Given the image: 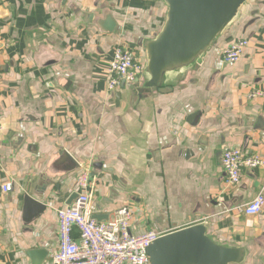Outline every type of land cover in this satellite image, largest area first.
<instances>
[{
	"label": "crops",
	"instance_id": "0c3cea01",
	"mask_svg": "<svg viewBox=\"0 0 264 264\" xmlns=\"http://www.w3.org/2000/svg\"><path fill=\"white\" fill-rule=\"evenodd\" d=\"M0 9V264H32L36 248L54 264L58 210L80 191L84 169L94 215L111 219L127 206L133 234L207 222L217 241L249 249L242 264H264V208L235 209L264 189V166L226 187L222 164L227 147L264 158V98L247 96L264 89V0H247L199 67L165 93L133 90L141 79L108 89L119 44L145 63L141 43L162 28L164 0H0ZM106 13L114 32L97 24ZM237 38L249 45L230 64L223 52ZM26 194L47 205L29 221Z\"/></svg>",
	"mask_w": 264,
	"mask_h": 264
},
{
	"label": "water",
	"instance_id": "95a60500",
	"mask_svg": "<svg viewBox=\"0 0 264 264\" xmlns=\"http://www.w3.org/2000/svg\"><path fill=\"white\" fill-rule=\"evenodd\" d=\"M168 10L160 31L143 40L145 66L141 80L132 89L141 92H171L174 84L187 73L198 68L200 61L221 36L231 30L239 19L247 0H164ZM65 0H61V6ZM3 14L0 9V16ZM105 32H114L117 22L111 13L97 21ZM0 45L2 43L0 42ZM126 85L122 81V87ZM74 162L75 158L64 151L63 158ZM78 194H74L71 204ZM27 221L47 209L43 200L26 194L21 204ZM104 220L100 215H94ZM107 219V218H106ZM148 264H242L249 254L246 246L221 243L209 232L207 222H199L178 228L152 242L148 248ZM32 264H43L49 256L46 248L27 251Z\"/></svg>",
	"mask_w": 264,
	"mask_h": 264
},
{
	"label": "built area",
	"instance_id": "2783aa9c",
	"mask_svg": "<svg viewBox=\"0 0 264 264\" xmlns=\"http://www.w3.org/2000/svg\"><path fill=\"white\" fill-rule=\"evenodd\" d=\"M249 45L248 38L232 40L223 52V60L235 64L242 58ZM145 63L139 60L138 53L119 44L108 65V89L115 90L122 81L135 83L144 69ZM248 98H264V89L252 87ZM226 175V187L238 185L245 170L264 166V158L259 153H248L239 147H227L222 157ZM80 191L74 201L58 210V237L56 251L52 253L54 264H148V246L158 238L176 230L149 229L133 234L130 231L132 211L123 206L111 219L98 220L93 212L94 185L88 170H82L77 178ZM14 183L2 185L4 192L12 191ZM264 208V189L252 200L235 207L238 212L254 215ZM229 209H226L228 211ZM77 229L79 236L74 237Z\"/></svg>",
	"mask_w": 264,
	"mask_h": 264
}]
</instances>
